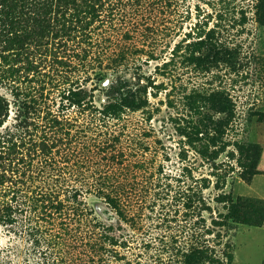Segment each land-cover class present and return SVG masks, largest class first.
Masks as SVG:
<instances>
[{"label":"rangeland","instance_id":"1","mask_svg":"<svg viewBox=\"0 0 264 264\" xmlns=\"http://www.w3.org/2000/svg\"><path fill=\"white\" fill-rule=\"evenodd\" d=\"M256 1L106 0L94 23L100 50L88 68L57 48L2 72L5 124L13 128L22 101L18 120L26 110L31 128L54 114L70 118L60 150L68 147L70 182L82 186L78 198L88 208L81 228L99 221L117 241L102 264H264V198L256 196L264 195V174L247 184L264 171ZM79 88L91 99L86 113L71 102L69 91ZM116 88L136 90L144 104L116 119L99 115ZM26 146L15 147L25 161L34 158ZM106 168L111 182L128 186L122 214L87 185L102 181ZM30 173L19 170L0 186V264L48 262L52 245L43 236L63 220L42 208L35 216L29 194L38 181ZM60 246L74 256L80 247Z\"/></svg>","mask_w":264,"mask_h":264},{"label":"trees","instance_id":"2","mask_svg":"<svg viewBox=\"0 0 264 264\" xmlns=\"http://www.w3.org/2000/svg\"><path fill=\"white\" fill-rule=\"evenodd\" d=\"M105 1L0 0V83L9 80L2 72L15 65L14 60L29 59L30 54L35 52L40 53V56L49 54L50 51H53L52 54L57 53V48L61 49L64 53L61 57L65 56L69 63L76 58V67L80 65L88 68L91 65L88 59H92L100 50L99 41L97 39L93 41V35L98 28L94 23L99 19V11L104 7ZM255 9L258 21L264 23V0H257ZM88 43L94 45L95 50H88L86 46ZM88 51L91 58H88ZM28 62L32 63L29 60L26 63ZM115 91L117 96L114 100L105 103L101 109H96L99 115L116 119L127 110H136L144 104L142 96L133 95L136 94V90L130 93L131 90L116 88ZM69 93L71 102L78 103L81 111L86 113L91 105L87 91L79 88L76 92L70 90ZM73 96L76 97L75 101ZM8 105V100L0 93V186L16 180L14 175L19 170L22 174L30 171V177L35 173L34 177L38 182L29 194L35 216L39 218L37 212L43 214L45 211L49 218H57L59 215L63 217L57 226L43 236V240L52 245L48 262L45 261L44 264L73 261L75 258L85 264H102L105 261V254L111 253L112 246L117 244V241L109 234V226L99 221L86 220L81 228L88 208L85 201L78 198L82 195V186L78 187L70 182L73 168L67 164L71 157L68 147L60 150V145L64 144L67 125L71 124L70 118L54 114L45 118L40 125L31 128L32 122L26 110L22 113L24 117L18 120L21 109L27 108L22 101L18 106L17 120L12 128L5 124ZM22 122L24 125H21ZM27 144L29 145L26 146ZM21 145L26 146L22 148V152L30 146L34 158L25 161L18 157L17 154L21 152L15 147ZM20 162L23 164L19 168ZM109 173L108 168L102 170V181L89 182L87 185L100 193L117 213L122 214L128 206V186L111 182L112 176ZM79 216H83L78 220L80 225L74 226L73 221ZM64 232L69 235L70 240H65ZM60 244L67 245L73 250L80 245V250L78 249L74 256ZM199 246L197 251L202 252L200 248L205 246Z\"/></svg>","mask_w":264,"mask_h":264},{"label":"crops","instance_id":"3","mask_svg":"<svg viewBox=\"0 0 264 264\" xmlns=\"http://www.w3.org/2000/svg\"><path fill=\"white\" fill-rule=\"evenodd\" d=\"M263 174H264V171H262V172H258V173H256V174H254L253 177L251 178V181H250L249 183H247V184L250 185V184L254 181V179H255L256 176H258V175H263ZM255 195H256V194H255ZM256 196H259V197L264 198V195H259V194H258V195H256Z\"/></svg>","mask_w":264,"mask_h":264}]
</instances>
